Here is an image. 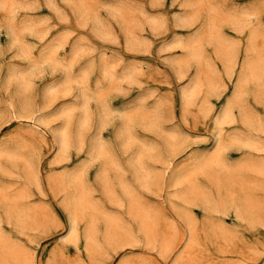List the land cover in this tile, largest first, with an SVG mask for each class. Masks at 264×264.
<instances>
[{"label":"rangeland","instance_id":"374dc122","mask_svg":"<svg viewBox=\"0 0 264 264\" xmlns=\"http://www.w3.org/2000/svg\"><path fill=\"white\" fill-rule=\"evenodd\" d=\"M0 264H264V0H0Z\"/></svg>","mask_w":264,"mask_h":264},{"label":"bare ground","instance_id":"6f19581e","mask_svg":"<svg viewBox=\"0 0 264 264\" xmlns=\"http://www.w3.org/2000/svg\"><path fill=\"white\" fill-rule=\"evenodd\" d=\"M23 87V86H22ZM227 111V110H226ZM225 118H227L226 117V112H225ZM224 116H222V117H224ZM223 119V118H222ZM64 142V140H63V138L61 139V143H63ZM93 149H95V147L93 148ZM101 176H103V174L101 175ZM104 178V177H103ZM103 178H100L101 180L103 179ZM104 179H106V178H104ZM105 182V181H104ZM103 182V183H104ZM81 194V192L79 193V194H76L75 195V197H76V203H75V205H73V209L75 210V209H78V208H80L81 206H84L83 204H84V199L82 198V196L80 195ZM71 234L73 235V236H76V229L73 227L72 229H71ZM85 236H88V234H85ZM87 238H89V236L88 237H85V240H87ZM86 242H88V241H86Z\"/></svg>","mask_w":264,"mask_h":264}]
</instances>
